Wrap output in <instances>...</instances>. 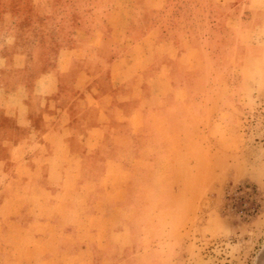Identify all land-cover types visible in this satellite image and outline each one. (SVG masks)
<instances>
[{"label": "crops", "instance_id": "crops-1", "mask_svg": "<svg viewBox=\"0 0 264 264\" xmlns=\"http://www.w3.org/2000/svg\"><path fill=\"white\" fill-rule=\"evenodd\" d=\"M162 2L111 0L110 47L93 35L88 49L79 43L54 60L44 48L22 64L0 57V264H159L139 248L136 200L159 195L161 168L198 130L238 124L230 112L196 130L176 82L200 78L203 60L166 51L158 25L145 27V12ZM209 2L242 50L222 94L260 101L264 0Z\"/></svg>", "mask_w": 264, "mask_h": 264}, {"label": "rangeland", "instance_id": "rangeland-1", "mask_svg": "<svg viewBox=\"0 0 264 264\" xmlns=\"http://www.w3.org/2000/svg\"><path fill=\"white\" fill-rule=\"evenodd\" d=\"M110 9L111 0H0V57L22 64L44 48L54 60L79 43L88 49L93 35L110 47ZM213 11L209 0H163L145 12V27L158 25L166 51L188 48L203 60L200 78L176 82L191 100L196 130L230 112L238 118L225 133L198 130L177 162L161 168L153 182L159 195L136 200L145 211L139 248L159 264H264V96L236 104L222 94L220 84L234 76L233 52L242 50L237 31Z\"/></svg>", "mask_w": 264, "mask_h": 264}]
</instances>
